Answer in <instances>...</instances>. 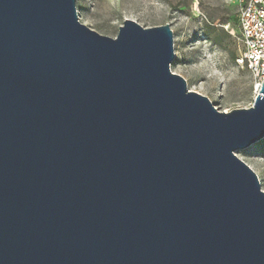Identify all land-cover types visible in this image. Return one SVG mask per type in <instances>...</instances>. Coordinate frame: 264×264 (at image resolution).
<instances>
[{
	"label": "water",
	"instance_id": "obj_1",
	"mask_svg": "<svg viewBox=\"0 0 264 264\" xmlns=\"http://www.w3.org/2000/svg\"><path fill=\"white\" fill-rule=\"evenodd\" d=\"M75 0H0V264H264V81L218 111L168 25L115 39Z\"/></svg>",
	"mask_w": 264,
	"mask_h": 264
},
{
	"label": "rangeland",
	"instance_id": "obj_2",
	"mask_svg": "<svg viewBox=\"0 0 264 264\" xmlns=\"http://www.w3.org/2000/svg\"><path fill=\"white\" fill-rule=\"evenodd\" d=\"M75 1L81 23L111 39L125 20L144 29L168 25L174 52L170 71L185 80L188 91L208 98L223 113L252 106L256 83L236 63L241 50L237 0ZM235 155L255 173L264 192V139Z\"/></svg>",
	"mask_w": 264,
	"mask_h": 264
},
{
	"label": "built area",
	"instance_id": "obj_3",
	"mask_svg": "<svg viewBox=\"0 0 264 264\" xmlns=\"http://www.w3.org/2000/svg\"><path fill=\"white\" fill-rule=\"evenodd\" d=\"M238 42L236 63L252 76L256 87L264 81V0H237Z\"/></svg>",
	"mask_w": 264,
	"mask_h": 264
},
{
	"label": "bare ground",
	"instance_id": "obj_4",
	"mask_svg": "<svg viewBox=\"0 0 264 264\" xmlns=\"http://www.w3.org/2000/svg\"><path fill=\"white\" fill-rule=\"evenodd\" d=\"M259 87H260V86H257V87H256L257 91L259 90Z\"/></svg>",
	"mask_w": 264,
	"mask_h": 264
},
{
	"label": "trees",
	"instance_id": "obj_5",
	"mask_svg": "<svg viewBox=\"0 0 264 264\" xmlns=\"http://www.w3.org/2000/svg\"><path fill=\"white\" fill-rule=\"evenodd\" d=\"M214 43L219 44L217 41H215Z\"/></svg>",
	"mask_w": 264,
	"mask_h": 264
}]
</instances>
